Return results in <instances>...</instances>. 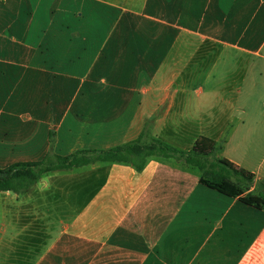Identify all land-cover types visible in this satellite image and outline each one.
Segmentation results:
<instances>
[{"label":"crops","instance_id":"obj_1","mask_svg":"<svg viewBox=\"0 0 264 264\" xmlns=\"http://www.w3.org/2000/svg\"><path fill=\"white\" fill-rule=\"evenodd\" d=\"M255 79L264 0H0V167L117 146L147 125L190 150ZM247 117L223 122L218 156L261 182L264 119ZM200 179L153 156L2 191L0 264H264V209Z\"/></svg>","mask_w":264,"mask_h":264},{"label":"trees","instance_id":"obj_2","mask_svg":"<svg viewBox=\"0 0 264 264\" xmlns=\"http://www.w3.org/2000/svg\"><path fill=\"white\" fill-rule=\"evenodd\" d=\"M147 125L135 139L109 147L82 149L70 154H47L37 161H21L0 167V192L24 193L45 173L72 169L98 161L120 162L142 170L150 157L173 158L201 172L200 183L235 197L258 209H264V180L256 182L254 173L218 156L222 145L202 136L190 150L151 136Z\"/></svg>","mask_w":264,"mask_h":264},{"label":"rangeland","instance_id":"obj_3","mask_svg":"<svg viewBox=\"0 0 264 264\" xmlns=\"http://www.w3.org/2000/svg\"><path fill=\"white\" fill-rule=\"evenodd\" d=\"M255 84L253 88V96L247 95L245 89L235 90L231 94L227 95V100L232 101L231 107L233 109L229 112H219L215 111L210 113V118L207 119L206 123L209 122L210 127L206 126L205 130L208 132V136L215 138L219 144L224 146L223 137H218L222 131V124L225 120H228L227 117L232 116L233 119L244 116L245 119H248L250 114L253 117L254 115L258 119H264V79H255L253 81ZM225 102H223V105ZM246 107V111H243V108ZM247 113V116H246ZM234 124V121L231 123Z\"/></svg>","mask_w":264,"mask_h":264}]
</instances>
